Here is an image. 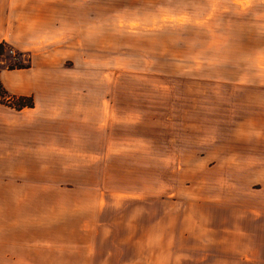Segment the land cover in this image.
I'll return each instance as SVG.
<instances>
[{"label": "crops", "instance_id": "1", "mask_svg": "<svg viewBox=\"0 0 264 264\" xmlns=\"http://www.w3.org/2000/svg\"><path fill=\"white\" fill-rule=\"evenodd\" d=\"M203 3L212 10L208 18L222 10L210 23L212 43L250 51L257 63L255 81L244 89L249 101L239 104L237 173L246 175L245 184L237 198L223 199L237 204V223L225 215L222 231L235 241L234 264H264V81L257 80H264V0ZM110 14L101 0H0V45L30 58L29 68L0 72L10 96L0 104V264H135L136 247L142 260L150 251L148 235L133 225L120 235L112 229L108 213L118 201H106L101 182L85 181L104 158L142 157L138 149L119 148V105L99 97L98 87L88 96L63 80L72 74L64 64L88 44V30L100 35L105 17L118 29L119 12ZM246 14H254L253 23ZM20 97L34 106L20 110ZM126 115L134 129L145 126L143 115Z\"/></svg>", "mask_w": 264, "mask_h": 264}, {"label": "rangeland", "instance_id": "2", "mask_svg": "<svg viewBox=\"0 0 264 264\" xmlns=\"http://www.w3.org/2000/svg\"><path fill=\"white\" fill-rule=\"evenodd\" d=\"M101 4L106 17L119 12L118 29L111 30L105 17L100 35L87 31L85 49L64 64L72 72L64 84L88 96L98 87L99 97L112 98L119 105V148L138 149L142 157L104 158L85 181L101 182L106 201H118L108 213L118 235L132 225L136 234L148 235L150 251L142 260L136 247L135 264H234L236 256L240 260L232 253L235 241L222 229L225 215L237 220L238 206H225L223 199L237 198L245 184L246 175L237 173L239 104L249 101L244 89L255 81L257 63L250 51L212 43L210 23L222 10L208 18L212 10L203 0L201 6L196 0ZM246 15L253 23L254 14ZM4 62H13V55ZM127 112L143 115L145 126L134 129Z\"/></svg>", "mask_w": 264, "mask_h": 264}, {"label": "trees", "instance_id": "3", "mask_svg": "<svg viewBox=\"0 0 264 264\" xmlns=\"http://www.w3.org/2000/svg\"><path fill=\"white\" fill-rule=\"evenodd\" d=\"M9 51H15L17 57H20V59L17 61L15 60L13 62L5 63L4 59ZM29 67H30V58L27 55L15 50L13 47L9 46L6 43H2L0 45V72H2V70L25 69ZM7 98H10V96L8 95V93L5 91V89L0 83V104H7L8 103ZM16 106L20 110L26 107L32 108L34 106V102L32 98L20 97L18 99V103L16 104Z\"/></svg>", "mask_w": 264, "mask_h": 264}, {"label": "built area", "instance_id": "4", "mask_svg": "<svg viewBox=\"0 0 264 264\" xmlns=\"http://www.w3.org/2000/svg\"><path fill=\"white\" fill-rule=\"evenodd\" d=\"M9 53L13 55V61H15V60L17 61L20 59V57H17L15 51H9Z\"/></svg>", "mask_w": 264, "mask_h": 264}]
</instances>
